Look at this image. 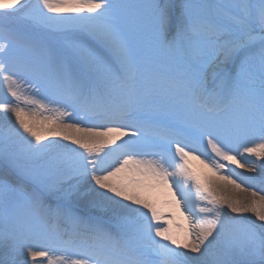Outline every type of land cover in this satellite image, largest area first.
I'll list each match as a JSON object with an SVG mask.
<instances>
[{
	"label": "snow or ice",
	"instance_id": "6c2138e0",
	"mask_svg": "<svg viewBox=\"0 0 264 264\" xmlns=\"http://www.w3.org/2000/svg\"><path fill=\"white\" fill-rule=\"evenodd\" d=\"M5 92L0 264H264V0H0Z\"/></svg>",
	"mask_w": 264,
	"mask_h": 264
},
{
	"label": "bare ground",
	"instance_id": "6f19581e",
	"mask_svg": "<svg viewBox=\"0 0 264 264\" xmlns=\"http://www.w3.org/2000/svg\"><path fill=\"white\" fill-rule=\"evenodd\" d=\"M250 158L251 157H249V159ZM188 165L195 174L200 175L202 178L216 179V177H214L212 173L208 171V169L200 162L199 159L189 157ZM239 169L245 171L247 174L255 175V173L248 172L243 168ZM230 192L233 194V192L236 191L232 190L231 186L229 185L228 190L226 191L227 195H229ZM154 199L157 203L158 211L162 217V219L158 222L161 227H168L175 233L179 232L180 229H186L188 227V221L185 220L184 216L181 215V210H177L175 207L167 206L166 201L170 200V196L166 191L155 194ZM97 215H102V213L97 212ZM177 226H179V228H177Z\"/></svg>",
	"mask_w": 264,
	"mask_h": 264
},
{
	"label": "rangeland",
	"instance_id": "374dc122",
	"mask_svg": "<svg viewBox=\"0 0 264 264\" xmlns=\"http://www.w3.org/2000/svg\"><path fill=\"white\" fill-rule=\"evenodd\" d=\"M6 99L9 100V101L12 100V98L10 96H6V92L5 93H0V103L5 102ZM24 107L28 108V109L32 108L31 105H24ZM2 116H3V114H0V125H2L6 129L7 126H8L9 121L2 119ZM12 122L14 123V117L12 118ZM250 159H253V158L251 157ZM257 163H259V161H257ZM227 168H233V169H235V171L237 173H242L244 176H255L256 175V174L255 175L254 174H247V173H245V171L239 169L238 167H236L235 165H232L230 163L227 164ZM0 170L12 171L13 172V178H16L15 172L10 168V165L6 161L0 160ZM190 170L193 171L191 168H190ZM237 182H239V180H237ZM238 194L239 193H237V192H233V194H232V192L229 193V195H238ZM239 195H242V194H239ZM185 215H187V214H185ZM253 219H254V217H253ZM172 232L175 233L173 230H172Z\"/></svg>",
	"mask_w": 264,
	"mask_h": 264
}]
</instances>
